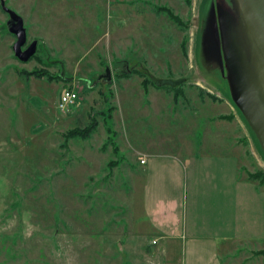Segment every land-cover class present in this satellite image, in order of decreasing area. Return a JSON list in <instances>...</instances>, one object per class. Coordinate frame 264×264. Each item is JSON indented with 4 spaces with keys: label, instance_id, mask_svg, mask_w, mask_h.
I'll list each match as a JSON object with an SVG mask.
<instances>
[{
    "label": "rangeland",
    "instance_id": "obj_1",
    "mask_svg": "<svg viewBox=\"0 0 264 264\" xmlns=\"http://www.w3.org/2000/svg\"><path fill=\"white\" fill-rule=\"evenodd\" d=\"M214 5L240 28L235 0H0V264H181L142 210L149 148L236 154L264 197V151L231 91L237 43L222 68L203 50ZM8 10L22 49L37 41L26 62ZM66 89L78 97L62 112ZM238 247L234 264H264V241Z\"/></svg>",
    "mask_w": 264,
    "mask_h": 264
},
{
    "label": "crops",
    "instance_id": "obj_2",
    "mask_svg": "<svg viewBox=\"0 0 264 264\" xmlns=\"http://www.w3.org/2000/svg\"><path fill=\"white\" fill-rule=\"evenodd\" d=\"M200 154L142 152V210L151 242L163 241L157 252L167 258L179 248L181 264H234L233 246L264 241L263 193L241 175L236 154Z\"/></svg>",
    "mask_w": 264,
    "mask_h": 264
},
{
    "label": "water",
    "instance_id": "obj_3",
    "mask_svg": "<svg viewBox=\"0 0 264 264\" xmlns=\"http://www.w3.org/2000/svg\"><path fill=\"white\" fill-rule=\"evenodd\" d=\"M235 3L240 13V29L249 44L250 54L247 58V52L243 50L238 39V54L233 61V74L229 75L231 91L236 105L264 151V0H235ZM8 12L15 21L10 27L16 38L12 50L20 61L26 62L35 53L37 41H32L22 49L26 43L22 18L13 11ZM225 52L227 53L226 49ZM106 75L109 77L108 68ZM181 82L182 79L163 78L156 83L160 86H176Z\"/></svg>",
    "mask_w": 264,
    "mask_h": 264
},
{
    "label": "flooded vegetation",
    "instance_id": "obj_4",
    "mask_svg": "<svg viewBox=\"0 0 264 264\" xmlns=\"http://www.w3.org/2000/svg\"><path fill=\"white\" fill-rule=\"evenodd\" d=\"M219 6L211 8V14L209 16L208 24L203 30V50L209 55L213 56L217 63L222 68L224 62L225 49L230 54L229 49L231 44L235 46V41L237 43L236 33L240 28L235 23V17L228 20L221 17L223 14L218 11ZM226 11L224 8L223 12ZM227 12V11H226ZM235 16V15H234Z\"/></svg>",
    "mask_w": 264,
    "mask_h": 264
},
{
    "label": "built area",
    "instance_id": "obj_5",
    "mask_svg": "<svg viewBox=\"0 0 264 264\" xmlns=\"http://www.w3.org/2000/svg\"><path fill=\"white\" fill-rule=\"evenodd\" d=\"M77 97V93L72 89H66L62 91L57 100L58 110L62 112L66 111L71 105L75 103ZM140 162L143 163L144 160H141Z\"/></svg>",
    "mask_w": 264,
    "mask_h": 264
},
{
    "label": "trees",
    "instance_id": "obj_6",
    "mask_svg": "<svg viewBox=\"0 0 264 264\" xmlns=\"http://www.w3.org/2000/svg\"><path fill=\"white\" fill-rule=\"evenodd\" d=\"M35 72V71H34ZM37 74L38 77H43L44 76V73L42 71H39V72H35ZM47 77V76H46ZM47 79L51 80L53 79V75L51 76H48ZM154 85L157 87V86H160L159 84L157 83H154ZM170 86V85H169ZM213 98H215V96H212ZM86 129H73V131H70V135H79V136H83L85 133H86ZM253 177V176H252ZM251 178V177H250ZM252 179V178H251ZM256 254H260V255H263L264 256V250H258L256 251Z\"/></svg>",
    "mask_w": 264,
    "mask_h": 264
}]
</instances>
